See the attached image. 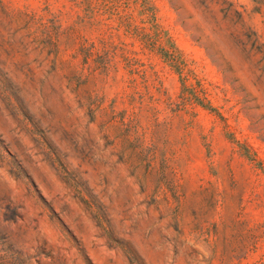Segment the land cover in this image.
I'll return each instance as SVG.
<instances>
[{
    "label": "rangeland",
    "instance_id": "374dc122",
    "mask_svg": "<svg viewBox=\"0 0 264 264\" xmlns=\"http://www.w3.org/2000/svg\"><path fill=\"white\" fill-rule=\"evenodd\" d=\"M0 264H264V0H0Z\"/></svg>",
    "mask_w": 264,
    "mask_h": 264
}]
</instances>
